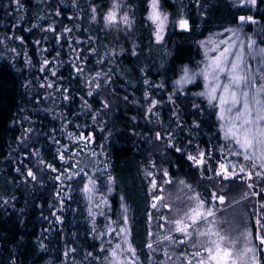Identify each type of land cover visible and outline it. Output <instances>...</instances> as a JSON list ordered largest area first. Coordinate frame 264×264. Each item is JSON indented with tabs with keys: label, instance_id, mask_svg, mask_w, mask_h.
I'll return each instance as SVG.
<instances>
[{
	"label": "trees",
	"instance_id": "trees-1",
	"mask_svg": "<svg viewBox=\"0 0 264 264\" xmlns=\"http://www.w3.org/2000/svg\"><path fill=\"white\" fill-rule=\"evenodd\" d=\"M91 3L0 0V264H111L103 236L120 224L121 203L142 264H196V230L226 214L245 224L264 264L255 238L257 220L264 224V169L238 157L227 173L218 170L237 150L224 141L218 107L200 95L205 85L196 76L202 42L248 10L233 0H159L168 19L157 42L150 0H126V34L106 33ZM252 16L264 50L263 1ZM180 19L186 31L177 29ZM245 49L236 63L250 68L253 97L264 88V51ZM185 68L191 82L176 86ZM196 196L214 216L189 228L190 239L173 233L164 257H153L150 235L187 223L196 203L188 197Z\"/></svg>",
	"mask_w": 264,
	"mask_h": 264
},
{
	"label": "snow or ice",
	"instance_id": "snow-or-ice-1",
	"mask_svg": "<svg viewBox=\"0 0 264 264\" xmlns=\"http://www.w3.org/2000/svg\"><path fill=\"white\" fill-rule=\"evenodd\" d=\"M251 3H255V0H250ZM116 5L113 4V11H111L106 17L107 24H118L121 21L125 25L130 26V20L127 15L122 16L121 21L116 19ZM148 19L152 21L155 25V36L157 42L163 39V32L167 22V14L160 9L159 0H150V14ZM243 20V18H241ZM250 19V18H249ZM179 27L183 29L188 28V22L184 19L178 21ZM264 51V50H262ZM229 53L225 49L219 56L214 58L209 66L204 70L202 75H204L207 81L205 87L207 88L206 93H200V95H206L209 103L217 102L220 108V119L228 120L225 126V139H232L239 146L242 152H234L235 155H244L245 159H251L255 156L257 152L260 153L261 158H264V101L258 99L260 92H264V88L257 90L253 95L251 102L248 99V92L246 90H241L242 84L247 87L250 83L246 76H242L238 71L239 65L237 63H232L229 66L228 63ZM240 58L237 57V60ZM185 75L180 80L177 81L178 84L191 82L192 77L187 75L188 69H184ZM226 76V82L221 84L220 76ZM254 83V81H253ZM221 93L219 96L217 93ZM239 93V95H238ZM236 110L233 112V110ZM227 112L230 116L226 117L224 113ZM63 159V157H61ZM189 159L195 161L198 164L203 163L202 159H198L194 156H189ZM224 173H227L228 169L225 165H220ZM255 167V165H253ZM264 167V165H261ZM241 172L244 171L243 168L240 169ZM29 175H33L31 172ZM257 176L260 173H256ZM252 173H248V177L251 178ZM33 178H35L33 176ZM227 178V176H225ZM183 183V181H181ZM252 187V185H249ZM90 191V189H87ZM218 199L221 204L224 203V197H213ZM188 199L195 200L196 203L189 205L188 211L185 213V217L190 223H185L184 219L175 220V230L182 233L184 236L191 238V234L188 232L189 228H195V225L202 220H207L208 217L214 216L211 210H206L204 207V201L200 200L198 196L188 197ZM155 207V205H153ZM257 234L256 240L259 241L260 245H264V236L260 235V231L264 230V224H261L257 220ZM198 236L208 237L204 241H193V247L197 248V251L192 253L193 257H199L197 264H248L249 254L251 253V260L253 264H258L255 258L256 249L251 246V241L248 237L245 238V245L239 249H235V244L230 239L226 242V237L221 235L219 232H215L211 229L207 231L196 230ZM171 239V237H168ZM179 243H185V240L178 241ZM117 249L120 245L116 246ZM149 248L152 247L151 244L148 245ZM202 249V251L200 250ZM264 251V248L259 249ZM128 252L135 254V250L129 247ZM206 254V255H205ZM113 260L115 264H121V261L117 258L118 253L116 251L112 252ZM191 264V260L188 261Z\"/></svg>",
	"mask_w": 264,
	"mask_h": 264
},
{
	"label": "rangeland",
	"instance_id": "rangeland-1",
	"mask_svg": "<svg viewBox=\"0 0 264 264\" xmlns=\"http://www.w3.org/2000/svg\"><path fill=\"white\" fill-rule=\"evenodd\" d=\"M91 1H92V3H91L92 19L95 20L96 22H100L102 28L104 29V31L106 33H111V32L117 31L119 33L121 32L123 34H126V33L131 31V27H132L131 23L129 26V25H125L121 21L122 16L127 15L129 17V8H128V5L126 3V0H105V4H106L105 9L101 8L100 3L98 4L96 2L97 0H91ZM233 1L236 5L242 6L245 9H247L248 14L243 16L244 17L243 22H239L235 26L227 28L226 30L217 34L216 36H213V37L209 38L208 40H206L205 42L204 41L202 42L203 64L201 65L202 68L198 69L196 76L200 77V80L203 82L204 85H206L207 81L205 80V77H204V75H202V73L209 66L210 62L214 58L219 56V54L222 51H224L225 49H227L228 53H229V57H228L229 66L232 63L237 62V57L239 56V53H240V51H242V49L246 50L245 48L249 49L251 46H253L254 48H260V51H262L261 46L257 45V43L254 39V36L257 34L256 31H257V26L259 25V23L252 16V14L257 11V7H258L259 2L260 1L264 2V0H255L254 4L251 3L250 0H233ZM114 3L116 5V9H115V11L117 13L116 19L118 21H121V22L118 24H115V25L107 24L105 17L111 11H113V4ZM160 9H161V7H160ZM148 12L150 14V4H149ZM163 12L165 13V11H163ZM149 14H148V17H149ZM129 20L131 22L130 17H129ZM150 22H152V21H150ZM154 27H155V25H154ZM177 29L180 31H186L188 28L183 29V28L179 27V24L177 23ZM238 65H239L238 71L240 72V74L242 76H246L248 78L249 77L248 72H249L250 68L247 67V65H245V64H244V68H240V65H241L240 61H239ZM181 75L184 77L185 72L183 71L181 73ZM179 81H180V79H179ZM220 81H221V84L223 85V83L226 82V76L222 74L220 76ZM180 85L176 82V86H180ZM241 90H246L248 92V99H250V102H251L252 97H251V92L248 90V86L245 87L242 84ZM206 92H207V88L205 87L204 93H206ZM220 94L221 93H219V92L217 93L218 96ZM238 95H239V93H238ZM204 97L207 98V96H204ZM212 103H215L216 106L218 107L217 102H212ZM235 111L236 110L234 109L233 112H235ZM220 114H221L220 108L218 107V119L220 120V125L222 127L224 141L228 144L233 143L236 146L237 152H242V150L239 149V146L235 143L234 140L225 139V126L228 123V120L227 119H225V120L220 119ZM224 115L226 117L230 116V114L227 112H225ZM262 126H264V122H262ZM236 156L237 157L234 160H231L230 162L228 161L224 165L227 168H232L233 166L237 165V158L238 157L245 159L244 155H236ZM245 160L252 161V162L256 161V162H258V165L260 167H261V165H264V158H261V155L259 152H257L255 154V156L252 157L251 159H245ZM263 169H264V167H263ZM218 170L223 171V169H221V167ZM85 197L89 203L92 202L93 194L91 193V190L90 191H88L87 189L85 190ZM212 204L214 206L218 205L216 201H213ZM211 211H213L212 208H211ZM229 216H230L229 214H226V216L219 219V221L212 227V229L210 227V224H205L204 228H202L200 231H207V230L211 229L215 232H219L221 235H224L226 237V242L230 239L232 242H234L235 249L239 250L245 245V243H246L245 238L248 237L249 234L246 233V231L243 228H241L245 224L240 223V218L236 217V218L231 219ZM120 218H121L120 224H118L117 227L110 225V227H108V229L106 230V232L103 236V242L107 243L108 245H112L110 247L111 248L110 249V262H111V264H115V261L113 260V257H112V252L116 251L118 253L117 258L121 261V264H142V262H141V260H140V258L136 252L133 255L131 252L127 251V249L129 247H131L132 249H134V247L130 241L129 215L127 213V207L123 203H121V205H120ZM227 218H229V219H227ZM187 223H190V221L187 220ZM112 224H114V222ZM173 233H175V234L179 233L175 230V223L172 225V231L171 230L168 231V229H167L165 231V233H162L161 235H159V234L158 235H155V234L150 235L149 240L152 241L151 242L152 248L155 250V251H153V252H155V253H153V257H156V255H161L162 257H164V253L166 254L167 250H165V252H164V250L161 249L163 247L162 244H164L165 242H167L171 239H174ZM168 237H171V239H168ZM207 239H208V237L199 236V242L207 240ZM117 245H120L119 249H117V247H116ZM258 248H260L259 243H258ZM161 251L164 253H162ZM172 256H175L174 251H172ZM251 256H252V254H251ZM194 259L198 260L199 257H197V258L195 257ZM250 260H251V257H250ZM161 264H168V263L166 261H165V263H164V261H162ZM196 264H197V262H196Z\"/></svg>",
	"mask_w": 264,
	"mask_h": 264
},
{
	"label": "water",
	"instance_id": "water-1",
	"mask_svg": "<svg viewBox=\"0 0 264 264\" xmlns=\"http://www.w3.org/2000/svg\"><path fill=\"white\" fill-rule=\"evenodd\" d=\"M241 18H243V20H244V17L243 16H240L239 22H243V20Z\"/></svg>",
	"mask_w": 264,
	"mask_h": 264
}]
</instances>
